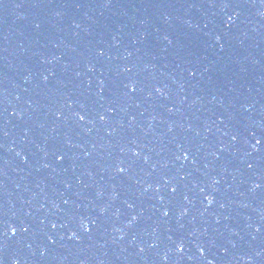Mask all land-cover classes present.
I'll return each instance as SVG.
<instances>
[{
  "label": "water",
  "instance_id": "water-1",
  "mask_svg": "<svg viewBox=\"0 0 264 264\" xmlns=\"http://www.w3.org/2000/svg\"><path fill=\"white\" fill-rule=\"evenodd\" d=\"M223 2L0 0V264H264V0Z\"/></svg>",
  "mask_w": 264,
  "mask_h": 264
},
{
  "label": "snow or ice",
  "instance_id": "snow-or-ice-1",
  "mask_svg": "<svg viewBox=\"0 0 264 264\" xmlns=\"http://www.w3.org/2000/svg\"><path fill=\"white\" fill-rule=\"evenodd\" d=\"M109 2H110V0H109ZM212 6H213V7H216V6H217L216 3H215V0H212ZM219 6H220L222 9H227V8L231 7L232 5L229 4V3L227 2V0H225V2H223V3L220 4ZM60 14H61V13H59V12L57 13V15H60ZM239 15H240L239 12H236V13H235V17H239ZM235 17L232 16V15H229V16H228L227 19H228L229 21L232 22V23L229 25V28H231L232 25L235 24ZM35 27L38 29V28H40V25H39V24H36ZM165 39L167 40L168 37H165ZM219 39H220V37H217V40H218V41H219ZM169 43H172V41L169 40ZM100 55H103V52H101ZM91 70H93V69H90V71H91ZM126 70H127V71H131L130 68H127ZM192 75H195V73H192ZM44 79L47 80L48 77H47V76H44ZM100 83L103 84V81H101ZM101 91H102V89H101ZM132 91L135 92L136 89L133 88ZM156 91L159 92L160 89L157 88ZM13 115H15V113H13ZM61 115H63V114L61 113ZM76 115L78 116V118H79L80 121H84V120H85V115H81V114H79V113H76ZM99 118H100V120H104V115L101 114V115L99 116ZM170 130H171V129H170ZM4 135H7V132H4ZM253 136H255V133H253ZM232 139L235 140L236 137L233 136ZM262 141H264V134L261 135V138H260V139H257V140L255 141V144H253L252 147H253L254 149H256L257 151H260L259 148H256V145H260L262 148H264V143H262ZM17 155H20V153H17ZM56 155L58 156V158H59L60 160H63V159H64V157H63L62 154L57 153ZM185 158H187V153H185ZM24 160H25V163H26V162H27V157H25ZM45 167H48V165L46 164ZM248 167H249V168H253V164H252V163H249V164H248ZM125 171H126L125 168H123V167H120V168H119V172H120V173H124ZM81 182H82V181H81ZM218 182H219V181H217V183H218ZM68 187L71 188V184H69ZM255 187H256V188H262V187H264V179L261 180V183H257V184L255 185ZM170 191H171V193H175V192L177 191V189H176V187L173 186V187H170ZM161 199H163V197H161ZM185 199H187V197H185ZM68 203H69V200H68V199H65V200H64V204L67 205ZM209 203H211V201H209ZM0 207H2V206H0ZM128 207H132V205L129 204ZM163 214H164L165 216H167L169 213H168L167 211H165ZM135 221H136V217H133V222H135ZM52 228H56V224H52ZM22 230H23L24 233H28V232H29V228H28V227H23ZM87 231H88V232H91V228L87 229ZM256 231L259 232L260 229L257 228ZM10 233H11V234L9 235L8 232H0V250H2L3 248L8 247V246H9V240L12 239V238H14V237H16V229H14V228H13V229H10ZM76 235H77V233H75V232L72 233V236H73V237H75ZM71 238H72V237H71ZM48 239H49L50 241H52V243H55V241L52 239L51 236H49ZM184 250H185V249H184L183 247H178V248H177V251H178L179 254L183 253ZM140 251H144V249L141 248ZM201 251H203V249H201ZM165 259H167V256L165 257ZM209 264H212V262L209 261Z\"/></svg>",
  "mask_w": 264,
  "mask_h": 264
},
{
  "label": "clouds",
  "instance_id": "clouds-1",
  "mask_svg": "<svg viewBox=\"0 0 264 264\" xmlns=\"http://www.w3.org/2000/svg\"><path fill=\"white\" fill-rule=\"evenodd\" d=\"M13 264H18V261H14Z\"/></svg>",
  "mask_w": 264,
  "mask_h": 264
}]
</instances>
